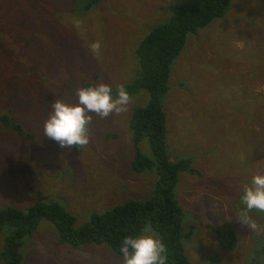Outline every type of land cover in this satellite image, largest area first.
<instances>
[{
	"label": "rangeland",
	"instance_id": "374dc122",
	"mask_svg": "<svg viewBox=\"0 0 264 264\" xmlns=\"http://www.w3.org/2000/svg\"><path fill=\"white\" fill-rule=\"evenodd\" d=\"M188 1L197 0H107L86 12L85 0H0V117L8 120H0V208L26 210L42 192L69 209L77 227L92 212L149 195L154 172L130 165L129 120L147 102L144 92L131 95L122 113L92 114L82 148L61 147L44 135V123L53 101L76 102L92 74L112 87L131 82L140 41ZM169 85L170 159L191 155L196 171H181L176 189L185 224L196 229L185 243L190 264H264V212L241 202L253 175L264 173V157H255L264 124L246 126L241 116L253 117L246 103L264 98V0H231L225 17L189 34ZM140 150L150 155L146 139ZM206 223L223 225L238 241L220 248ZM145 232L159 238L149 224ZM3 239L0 233V253ZM20 255V264H124L107 244L60 243L47 219L24 238Z\"/></svg>",
	"mask_w": 264,
	"mask_h": 264
},
{
	"label": "trees",
	"instance_id": "16d2710c",
	"mask_svg": "<svg viewBox=\"0 0 264 264\" xmlns=\"http://www.w3.org/2000/svg\"><path fill=\"white\" fill-rule=\"evenodd\" d=\"M85 1L83 10L88 12L107 0ZM230 3L231 0L181 3L170 18L153 27L136 48V75L131 82L123 85L130 96L144 92L148 99L145 104L135 106L131 112L129 128L134 151L130 165L135 173L154 172L149 195L126 197L100 212H92L89 220L77 227L76 216L42 192L26 210L11 205L4 206L0 208V233L4 234L0 260L4 264H20L18 258L21 257L20 247L24 238L32 235L42 219L53 224L60 243L65 242L72 246L107 244L120 256L119 247L124 237L140 234L149 224L166 245L167 264H190L185 254V243L195 235L196 229L195 225L185 224V212L176 195V189L181 171H196L192 166L191 155L170 159L164 100L170 90L173 62L185 46L187 36L195 34L215 19L225 17ZM86 84H100V81L96 74H92L91 80L85 81L82 86ZM118 87H112L114 95ZM245 108L247 111L256 112L253 117H249L248 112H245V117L241 114L246 126H251L256 121L261 126L264 124L260 112L257 115L258 109L264 108V98L246 103ZM11 127L20 134L26 133L19 123H13ZM262 133L264 136V131ZM28 135L32 136L31 133ZM143 139L148 142L150 155L140 150ZM257 145L259 150L255 157H259V151L264 157V138L259 139ZM205 228L215 234L220 248L228 249L238 241V236L221 224L206 223ZM259 250L264 254L262 247Z\"/></svg>",
	"mask_w": 264,
	"mask_h": 264
},
{
	"label": "clouds",
	"instance_id": "9594fccd",
	"mask_svg": "<svg viewBox=\"0 0 264 264\" xmlns=\"http://www.w3.org/2000/svg\"><path fill=\"white\" fill-rule=\"evenodd\" d=\"M99 42L92 45L94 52L100 49ZM106 83L86 84L76 90L74 103L56 99L44 123V135L58 142L61 147L82 148L89 143V125L92 114L107 118L127 110L131 96L124 85L115 90ZM241 202L248 210L264 212V173L253 175L243 188ZM119 251L124 264H167V249L164 242L151 232L127 235Z\"/></svg>",
	"mask_w": 264,
	"mask_h": 264
},
{
	"label": "water",
	"instance_id": "95a60500",
	"mask_svg": "<svg viewBox=\"0 0 264 264\" xmlns=\"http://www.w3.org/2000/svg\"><path fill=\"white\" fill-rule=\"evenodd\" d=\"M0 120L5 124V125H7L8 124V120H7V118L6 117H0Z\"/></svg>",
	"mask_w": 264,
	"mask_h": 264
}]
</instances>
